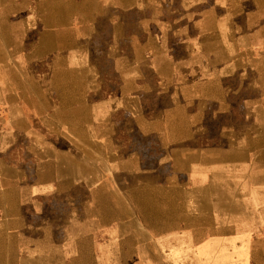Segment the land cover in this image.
<instances>
[{
    "label": "crops",
    "instance_id": "0c3cea01",
    "mask_svg": "<svg viewBox=\"0 0 264 264\" xmlns=\"http://www.w3.org/2000/svg\"><path fill=\"white\" fill-rule=\"evenodd\" d=\"M0 264H264V0H0Z\"/></svg>",
    "mask_w": 264,
    "mask_h": 264
}]
</instances>
